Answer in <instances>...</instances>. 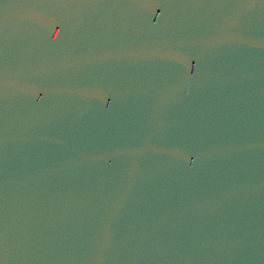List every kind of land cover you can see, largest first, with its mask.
<instances>
[{
	"label": "water",
	"instance_id": "95a60500",
	"mask_svg": "<svg viewBox=\"0 0 264 264\" xmlns=\"http://www.w3.org/2000/svg\"><path fill=\"white\" fill-rule=\"evenodd\" d=\"M0 264H264V0H0Z\"/></svg>",
	"mask_w": 264,
	"mask_h": 264
}]
</instances>
